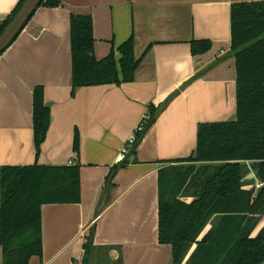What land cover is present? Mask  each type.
I'll return each instance as SVG.
<instances>
[{
	"label": "crops",
	"instance_id": "obj_1",
	"mask_svg": "<svg viewBox=\"0 0 264 264\" xmlns=\"http://www.w3.org/2000/svg\"><path fill=\"white\" fill-rule=\"evenodd\" d=\"M60 1L56 7L36 8L0 54V167L79 166L80 201L41 206L42 253L28 264H82L91 230V254L103 251L107 264H172L170 245L158 242V170L193 153L199 123L235 119L230 7L260 0ZM19 2L0 0V20ZM72 13L91 16L98 59L133 36L135 57L142 56L133 81L79 87L72 95ZM192 39L208 40L211 47L192 56ZM36 86H42L50 111L37 156L32 128ZM150 104L162 105L135 149V161L108 182ZM75 131L78 152L73 150ZM252 175L244 188L256 192L262 182ZM263 226L261 216L250 237ZM97 259L104 264L100 257L95 264Z\"/></svg>",
	"mask_w": 264,
	"mask_h": 264
},
{
	"label": "trees",
	"instance_id": "obj_2",
	"mask_svg": "<svg viewBox=\"0 0 264 264\" xmlns=\"http://www.w3.org/2000/svg\"><path fill=\"white\" fill-rule=\"evenodd\" d=\"M24 1L20 0L0 22V34ZM60 4V0H41L36 8ZM230 29V52L235 59L236 73L235 119L199 123L193 153L167 161L173 164L158 170V242L170 245L172 264H182L193 244L195 248L184 264H264V226L255 237H250L264 216V0L232 3ZM69 38L72 95L79 87L120 85L134 80L142 56L135 57L133 36L98 59L94 55L91 16L72 13ZM189 44L192 56L204 54L211 47L208 40L192 39ZM147 50L148 47L145 52ZM161 105L148 106L133 146L111 168L108 182L117 170L135 161V149L154 123ZM49 124L50 111L44 103L43 88L36 86L32 94L36 156ZM78 144L75 131V152H78ZM247 162L262 182L256 192L253 188H244L252 181L244 180L250 170ZM186 197L192 200L186 202ZM79 201L78 164L0 167L3 264H28L32 256H41L42 205ZM209 223V230L197 240ZM92 235L91 230L83 245L82 264H87L93 250Z\"/></svg>",
	"mask_w": 264,
	"mask_h": 264
},
{
	"label": "water",
	"instance_id": "obj_3",
	"mask_svg": "<svg viewBox=\"0 0 264 264\" xmlns=\"http://www.w3.org/2000/svg\"><path fill=\"white\" fill-rule=\"evenodd\" d=\"M41 0H25L18 12L4 28L0 34V53H2L12 43L19 31L24 27L25 22L39 5ZM249 173L244 179L252 177Z\"/></svg>",
	"mask_w": 264,
	"mask_h": 264
},
{
	"label": "rangeland",
	"instance_id": "obj_4",
	"mask_svg": "<svg viewBox=\"0 0 264 264\" xmlns=\"http://www.w3.org/2000/svg\"><path fill=\"white\" fill-rule=\"evenodd\" d=\"M247 167L250 169L249 170V173H253V171H252V169L250 168V164H249V162H247ZM248 173V174H249ZM247 174V175H248ZM246 175V176H247ZM245 176V177H246ZM244 177V178H245ZM257 178V177H256ZM244 180H250V178H247V179H244ZM260 181V180H259ZM208 225H211L210 223L208 224ZM207 226V225H206ZM205 226V227H206ZM204 227V228H205ZM256 227V226H255ZM188 253V252H187ZM101 258L102 260H103V262L102 263H104V264H107V260L105 259V255H104V252L103 251H101V250H97V249H94V252L91 254V256H90V264H95V262H96V258ZM185 263V261L183 260L182 261V264H184ZM96 264H99V261H98V259H97V263Z\"/></svg>",
	"mask_w": 264,
	"mask_h": 264
},
{
	"label": "built area",
	"instance_id": "obj_5",
	"mask_svg": "<svg viewBox=\"0 0 264 264\" xmlns=\"http://www.w3.org/2000/svg\"><path fill=\"white\" fill-rule=\"evenodd\" d=\"M2 20H0L1 22ZM142 128V124L141 122L136 126V128L134 129V132L132 133V135L127 139L125 145L122 147V154H126L129 149L133 146L135 139H136V133L139 132Z\"/></svg>",
	"mask_w": 264,
	"mask_h": 264
}]
</instances>
